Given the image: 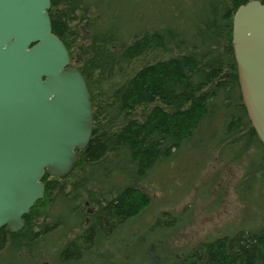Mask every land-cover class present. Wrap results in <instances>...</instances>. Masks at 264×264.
<instances>
[{
    "label": "trees",
    "instance_id": "16d2710c",
    "mask_svg": "<svg viewBox=\"0 0 264 264\" xmlns=\"http://www.w3.org/2000/svg\"><path fill=\"white\" fill-rule=\"evenodd\" d=\"M250 1L51 0L53 32L91 94L94 134L68 177H44L25 228L0 230V264H139L130 245L154 206L147 180L202 145L229 150L225 167L249 166L246 181L264 190V146L232 49L235 12ZM175 264H264V228L201 243Z\"/></svg>",
    "mask_w": 264,
    "mask_h": 264
},
{
    "label": "water",
    "instance_id": "95a60500",
    "mask_svg": "<svg viewBox=\"0 0 264 264\" xmlns=\"http://www.w3.org/2000/svg\"><path fill=\"white\" fill-rule=\"evenodd\" d=\"M51 7V0H0V230L11 234L44 198V177H68L94 134L91 94L53 32ZM232 49L264 146V0L236 10Z\"/></svg>",
    "mask_w": 264,
    "mask_h": 264
},
{
    "label": "rangeland",
    "instance_id": "374dc122",
    "mask_svg": "<svg viewBox=\"0 0 264 264\" xmlns=\"http://www.w3.org/2000/svg\"><path fill=\"white\" fill-rule=\"evenodd\" d=\"M210 149L206 144L188 150L160 165L147 180L154 206L133 224L139 238L130 245L139 264H175L201 243L264 228V190L246 181L249 166L246 171L237 164L227 168L220 158L230 156L229 150L219 158Z\"/></svg>",
    "mask_w": 264,
    "mask_h": 264
}]
</instances>
